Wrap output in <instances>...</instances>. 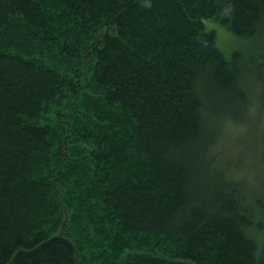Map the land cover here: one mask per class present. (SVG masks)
I'll return each instance as SVG.
<instances>
[{"label": "trees", "instance_id": "16d2710c", "mask_svg": "<svg viewBox=\"0 0 264 264\" xmlns=\"http://www.w3.org/2000/svg\"><path fill=\"white\" fill-rule=\"evenodd\" d=\"M259 82L264 0H0V264H264L216 150Z\"/></svg>", "mask_w": 264, "mask_h": 264}, {"label": "rangeland", "instance_id": "374dc122", "mask_svg": "<svg viewBox=\"0 0 264 264\" xmlns=\"http://www.w3.org/2000/svg\"><path fill=\"white\" fill-rule=\"evenodd\" d=\"M207 27L216 30V44L226 56L238 48H242L245 52L249 50V48L247 49L246 42H243L215 21H208ZM9 40L10 38L5 39L2 45L7 47L5 43ZM13 42H18L23 46H30L31 43L19 31ZM245 61L243 59V63ZM251 79H256L255 75ZM244 86L246 88L253 87V82H246ZM256 89L257 93H252L253 103L251 107L248 105L240 117L242 121L249 120V124L245 122L241 123V125L228 124L224 126L222 135L225 136V140L217 144L216 150H222V152L226 153V157H224L226 160L223 163L227 162V165H230L234 169L237 168L238 176L249 184L250 190L264 192V103L262 104L261 111L260 109L258 111L261 93L263 92V83H257L254 90ZM61 116H59V121L64 125L65 121ZM254 125L255 127H253Z\"/></svg>", "mask_w": 264, "mask_h": 264}]
</instances>
